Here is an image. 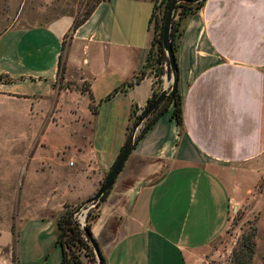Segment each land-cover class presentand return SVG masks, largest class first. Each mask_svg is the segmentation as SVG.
I'll return each instance as SVG.
<instances>
[{
  "label": "crops",
  "instance_id": "1",
  "mask_svg": "<svg viewBox=\"0 0 264 264\" xmlns=\"http://www.w3.org/2000/svg\"><path fill=\"white\" fill-rule=\"evenodd\" d=\"M160 1L99 0L63 48L73 14L32 23L22 2L0 32V101L55 125L65 106L83 140L77 153H89L71 208L95 194L134 107L152 95L145 62ZM176 65L181 124L170 105L133 146L90 222L107 264H200L250 196V173L255 187L264 170V0H204L183 20Z\"/></svg>",
  "mask_w": 264,
  "mask_h": 264
},
{
  "label": "rangeland",
  "instance_id": "2",
  "mask_svg": "<svg viewBox=\"0 0 264 264\" xmlns=\"http://www.w3.org/2000/svg\"><path fill=\"white\" fill-rule=\"evenodd\" d=\"M97 1L0 0V32L18 16L22 2H25L23 14L34 23L60 14H73L80 19ZM163 10L161 0L155 17L161 18ZM156 66L151 60L147 70L155 71ZM163 77L162 88L170 85L166 83V75ZM59 83L63 87L71 85V81ZM155 88L162 89L158 83ZM63 109L55 125L44 116L36 121L26 119L9 103L0 101V264H13L12 254L19 264L60 262V250L53 244L56 228L52 218L62 210L63 203H74L73 187L82 176L81 173L76 176V172L85 169L89 162L88 152L77 153L75 149L83 140L71 132L75 124L65 106ZM245 185L250 188V196L231 212L227 228L211 244L200 264H237L235 255L244 237L252 231L255 245L251 264H264V170L255 187L251 173ZM81 210L86 218L98 209L86 205ZM41 218L43 226L39 225ZM72 251L84 264H96L91 248L74 246Z\"/></svg>",
  "mask_w": 264,
  "mask_h": 264
},
{
  "label": "trees",
  "instance_id": "3",
  "mask_svg": "<svg viewBox=\"0 0 264 264\" xmlns=\"http://www.w3.org/2000/svg\"><path fill=\"white\" fill-rule=\"evenodd\" d=\"M162 1L164 3V10H163L161 18L155 17V13L157 10L156 5L154 6L153 13L150 18V22L153 21V25H152L153 35H152L150 48L148 50L146 62H145L146 69H147V66L149 65V62H151V60H153L157 64L155 71H152L155 77L154 87L158 83L159 85H161V88L163 85V76L170 74V70L168 68V61H167V58L165 56V53L162 47L163 20H164L166 9L169 5L170 0H162ZM203 1L204 0H200L199 2L194 3V4L178 3L176 5L173 20L171 23V28H170V41L172 45L173 54L175 57V62H176V51L178 48V42L182 34L183 20L188 15L198 10L199 7L202 5ZM91 9L87 11L82 18L74 19L69 33H67L64 37L61 48L64 47L66 38L68 36H71V32L74 29H76L77 26H79L83 21L86 20V18L91 12ZM153 56H154V59H152ZM164 65L167 66V69L164 68ZM64 69H65V64L62 61L61 56H59V62H58V68H57V74L59 78L62 76ZM144 75H145V71L143 70L135 77L134 81L130 82V84L132 85V83L139 81L140 78L143 77ZM0 80H1V77H0ZM159 92H160L159 89H156V88L153 89L151 97L148 99L146 105L141 111H139L137 107H134L132 114H131V119H132L131 125L127 129V137L129 136L131 129L134 128V126L136 125V122L141 112L157 97ZM170 105L173 106L171 114H170V118L174 120V122L177 125L181 124L182 122L181 97L179 95V91L177 88L175 92L173 93V95L166 98L159 106H157L156 109L150 114V116H148L146 120L142 123L138 133L135 136L134 145L147 132V130L150 129V127H152V125L159 119V117H161L167 111ZM92 111L94 110L92 109ZM109 191L106 192L101 197L100 200L93 203L95 207H98L99 203L106 198ZM78 207H76V209L74 210H77ZM74 210H72L70 205L64 204L63 211L56 220V230L57 231L55 235L54 245L58 246L60 250V263L59 264H84V262L77 255L74 254V252L72 251V248L74 246L85 247L87 249L91 248L89 241L85 237L83 231L78 228L77 224L72 219V214L74 213L73 212ZM96 216H97V213L96 214L88 213L86 217L85 228L89 231V233H91L90 222ZM254 235H255L254 231H252L244 237L241 243V249L239 253L235 255L236 256L235 261L237 264H251L253 249L255 245L254 240H253ZM94 257H95V254H94ZM101 259H102L103 264H107L102 254H101ZM12 263L19 264L15 254H12Z\"/></svg>",
  "mask_w": 264,
  "mask_h": 264
},
{
  "label": "water",
  "instance_id": "4",
  "mask_svg": "<svg viewBox=\"0 0 264 264\" xmlns=\"http://www.w3.org/2000/svg\"><path fill=\"white\" fill-rule=\"evenodd\" d=\"M199 1L200 0H170L169 5L166 9L165 17L163 20V28H162V47L168 61V68L170 70V74L166 75V83H170V85L163 87L160 90L157 97L141 112L136 122V125L133 128V131H131L129 136L126 138L115 161L113 162L111 168L109 169L105 179L100 184L95 194H93V196H91L83 203H81L77 208V210H75V213L80 212L84 206L93 204L96 201L100 200L101 197L111 189L115 179L117 178L131 150L133 149L135 134L137 129L142 125V123L146 120V118L150 116V114L156 109V107L159 106L166 98L172 96L175 90L177 89V84H178L177 65L175 62V57L173 54L172 45L170 41L171 23L173 20L176 5L178 3L194 4ZM82 231L85 237L87 238V240L89 241L91 248L93 249L96 258V264H103L97 242L91 236V233H89V231L85 228V226H83Z\"/></svg>",
  "mask_w": 264,
  "mask_h": 264
},
{
  "label": "built area",
  "instance_id": "5",
  "mask_svg": "<svg viewBox=\"0 0 264 264\" xmlns=\"http://www.w3.org/2000/svg\"><path fill=\"white\" fill-rule=\"evenodd\" d=\"M166 69V66H165ZM91 206H94V204H90ZM72 219L73 221L77 224L78 228L82 230L83 226L86 225V218H85V212L82 210L78 213H73L72 214Z\"/></svg>",
  "mask_w": 264,
  "mask_h": 264
}]
</instances>
